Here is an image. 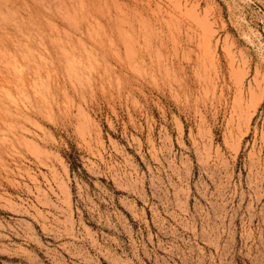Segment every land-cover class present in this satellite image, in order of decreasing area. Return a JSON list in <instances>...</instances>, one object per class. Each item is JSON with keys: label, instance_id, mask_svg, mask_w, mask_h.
Wrapping results in <instances>:
<instances>
[{"label": "rangeland", "instance_id": "374dc122", "mask_svg": "<svg viewBox=\"0 0 264 264\" xmlns=\"http://www.w3.org/2000/svg\"><path fill=\"white\" fill-rule=\"evenodd\" d=\"M0 264H264V0H0Z\"/></svg>", "mask_w": 264, "mask_h": 264}, {"label": "bare ground", "instance_id": "6f19581e", "mask_svg": "<svg viewBox=\"0 0 264 264\" xmlns=\"http://www.w3.org/2000/svg\"><path fill=\"white\" fill-rule=\"evenodd\" d=\"M38 88V87H37ZM22 94V93H21Z\"/></svg>", "mask_w": 264, "mask_h": 264}]
</instances>
